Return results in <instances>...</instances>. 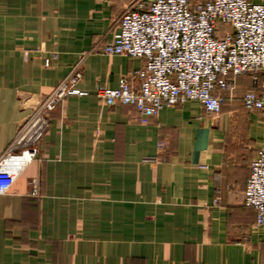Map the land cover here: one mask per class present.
<instances>
[{
  "label": "crops",
  "instance_id": "0c3cea01",
  "mask_svg": "<svg viewBox=\"0 0 264 264\" xmlns=\"http://www.w3.org/2000/svg\"><path fill=\"white\" fill-rule=\"evenodd\" d=\"M133 1L0 0V157L74 66L88 93L50 112L0 194V264H264V226L244 203L264 109L241 101L263 77L238 76L217 114L187 100L143 123L133 104L108 106L96 88L143 64L100 51Z\"/></svg>",
  "mask_w": 264,
  "mask_h": 264
},
{
  "label": "built area",
  "instance_id": "2783aa9c",
  "mask_svg": "<svg viewBox=\"0 0 264 264\" xmlns=\"http://www.w3.org/2000/svg\"><path fill=\"white\" fill-rule=\"evenodd\" d=\"M118 23L119 31L101 45V53L142 58L143 64L122 76L117 87L96 88L108 106L133 104L143 123L165 106L187 100L217 114L224 100L219 92L232 98L238 76L260 74V90L246 91L241 101L249 112L264 109V2L134 0ZM80 78L74 66L22 123L0 157V194L35 157L50 112L67 96L88 94L76 87ZM244 203L255 210V225L264 226V142L249 164Z\"/></svg>",
  "mask_w": 264,
  "mask_h": 264
}]
</instances>
